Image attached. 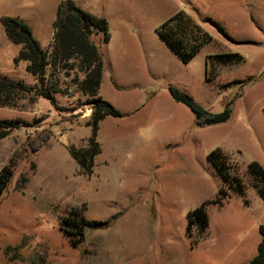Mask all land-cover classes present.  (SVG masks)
I'll return each mask as SVG.
<instances>
[{"label": "rangeland", "instance_id": "374dc122", "mask_svg": "<svg viewBox=\"0 0 264 264\" xmlns=\"http://www.w3.org/2000/svg\"><path fill=\"white\" fill-rule=\"evenodd\" d=\"M65 1L0 0V79L37 84L26 62H14L20 46L1 19L28 26L48 50ZM70 1L108 23V42L98 31L91 39L103 59L99 96L121 117L100 121L101 151L91 174L81 175L69 148L87 146L92 105L78 90L75 63L47 76L61 90L53 102L0 107V121L27 123L0 139V171L12 168L0 201V264L248 263L264 226V201L245 176L252 162L264 168V0ZM181 11L212 36L188 63L157 34ZM221 54L243 60L206 66ZM170 87L210 113L229 104L231 116L200 126ZM218 148L241 172L244 195L229 191L210 164ZM220 190L229 198L212 204ZM204 203L208 228L189 234L188 214ZM72 209L92 223L77 248L60 228Z\"/></svg>", "mask_w": 264, "mask_h": 264}, {"label": "trees", "instance_id": "16d2710c", "mask_svg": "<svg viewBox=\"0 0 264 264\" xmlns=\"http://www.w3.org/2000/svg\"><path fill=\"white\" fill-rule=\"evenodd\" d=\"M1 22L8 40L20 46L14 62L16 64L26 62V71L35 78L37 84L29 87L21 82L0 79V107L16 109L21 102L28 100L34 103L39 97L53 102L55 95L61 93V90L57 82L50 81L48 78L54 76L57 69H71V62L75 63L74 66L83 74L82 80L77 82L78 90L83 96L91 99V115L86 126L91 128L92 134L86 147L79 149L70 147L69 154L78 165L81 175L91 174L94 158L101 151L97 142L100 121L108 116L121 117L117 110L99 96L103 59L92 42L91 36L94 31L101 32L104 35V41L108 42L107 21L84 11L70 0L65 1L58 7L53 41L48 50L41 49L30 28L18 20L3 17ZM157 34L184 63L192 60L204 45L212 41V36L183 11L176 13L163 23L157 30ZM242 60L243 58L238 54L214 55L208 57L206 66L208 63L229 65L240 63ZM47 70L50 71L48 75ZM169 93L176 102L186 105L193 112L200 126L224 123L231 116L229 104L221 113H210L172 87L169 88ZM26 125L27 123L20 121H0V139ZM42 141L39 139L36 145H41ZM208 160L229 191L237 195L245 194L247 188L242 177L239 176L241 172L236 170L230 157L223 150L219 148L213 150L209 153ZM245 176L251 188L264 201V168L257 162H252L248 165ZM11 177V166H4L0 171V201ZM228 190H220L211 203L221 206L229 198ZM206 205L207 203H204L188 214L189 234L194 227H197L201 233L207 230L209 219L205 210ZM91 225L92 223L77 209H72L60 220V228L70 238L73 248H77L84 241L86 229ZM259 234L261 240L257 254L246 264H264V226L262 225L259 226Z\"/></svg>", "mask_w": 264, "mask_h": 264}]
</instances>
